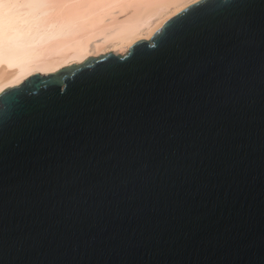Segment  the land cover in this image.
<instances>
[{
  "label": "water",
  "instance_id": "1",
  "mask_svg": "<svg viewBox=\"0 0 264 264\" xmlns=\"http://www.w3.org/2000/svg\"><path fill=\"white\" fill-rule=\"evenodd\" d=\"M0 264H264V0L0 91Z\"/></svg>",
  "mask_w": 264,
  "mask_h": 264
},
{
  "label": "bare ground",
  "instance_id": "2",
  "mask_svg": "<svg viewBox=\"0 0 264 264\" xmlns=\"http://www.w3.org/2000/svg\"><path fill=\"white\" fill-rule=\"evenodd\" d=\"M195 0H0V91L130 42Z\"/></svg>",
  "mask_w": 264,
  "mask_h": 264
},
{
  "label": "rangeland",
  "instance_id": "3",
  "mask_svg": "<svg viewBox=\"0 0 264 264\" xmlns=\"http://www.w3.org/2000/svg\"><path fill=\"white\" fill-rule=\"evenodd\" d=\"M95 57H97V56H95Z\"/></svg>",
  "mask_w": 264,
  "mask_h": 264
}]
</instances>
